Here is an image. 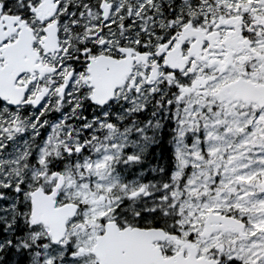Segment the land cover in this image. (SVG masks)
Masks as SVG:
<instances>
[{
  "label": "snow or ice",
  "instance_id": "6c2138e0",
  "mask_svg": "<svg viewBox=\"0 0 264 264\" xmlns=\"http://www.w3.org/2000/svg\"><path fill=\"white\" fill-rule=\"evenodd\" d=\"M0 264H264V0H0Z\"/></svg>",
  "mask_w": 264,
  "mask_h": 264
}]
</instances>
